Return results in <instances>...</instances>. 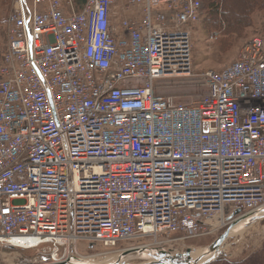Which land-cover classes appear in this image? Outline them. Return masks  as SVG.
I'll list each match as a JSON object with an SVG mask.
<instances>
[{"label":"built area","instance_id":"2783aa9c","mask_svg":"<svg viewBox=\"0 0 264 264\" xmlns=\"http://www.w3.org/2000/svg\"><path fill=\"white\" fill-rule=\"evenodd\" d=\"M201 15L200 0L15 1L0 60V246L52 264L78 242L158 246L264 208V34L203 73L199 102L156 90L189 76Z\"/></svg>","mask_w":264,"mask_h":264},{"label":"rangeland","instance_id":"374dc122","mask_svg":"<svg viewBox=\"0 0 264 264\" xmlns=\"http://www.w3.org/2000/svg\"><path fill=\"white\" fill-rule=\"evenodd\" d=\"M16 0L2 1L0 4V57L6 45L5 19L10 13ZM223 2L226 0H222ZM203 16L201 21L192 30V70L189 76L165 78L157 83V93L164 97H171L174 103L190 105L199 102L207 93L205 81L202 77L207 70H219L232 62L238 55L241 47L252 36L264 34V0L250 15L246 27H230L225 23H216L215 29L209 26L210 11L201 1ZM225 5V4H223ZM234 8V7H233ZM225 10L224 8H222ZM236 12V11H235ZM130 16V14H128ZM237 19H239L237 17ZM212 37V38H211ZM225 228L219 229L208 237H198L183 241H169L162 245L170 248L173 253H184L187 249H201L208 247L218 238ZM179 234L169 235V239ZM166 240L165 237H161ZM139 241H129L106 249L101 245H94L89 249L85 244H78L76 251L80 255L93 257L95 262L104 263L119 250L139 244ZM116 251V253H113ZM107 252V255L104 254ZM108 252H112L108 254ZM258 255L264 261V220L244 228L229 238L221 248V255L210 264H243L248 258ZM36 253L0 247V264H34ZM132 264H142L141 260H134Z\"/></svg>","mask_w":264,"mask_h":264},{"label":"water","instance_id":"95a60500","mask_svg":"<svg viewBox=\"0 0 264 264\" xmlns=\"http://www.w3.org/2000/svg\"><path fill=\"white\" fill-rule=\"evenodd\" d=\"M239 214V211H235L230 218L235 217ZM245 219L247 226L257 220H263L264 219V209H261L259 211H256L249 216L242 217L240 219H237L235 222H233L231 225L228 226V228L216 239L214 240L208 247H206V253L204 255L192 258L191 252L193 250L187 249L184 253H173L171 250H166L161 247L159 248H144V249H132L126 252L121 253L116 261L109 263V264H131L129 263L132 260H141L142 264H210L217 260L219 256L221 255V248L223 244L229 239L232 238L233 235H231V230L233 226H235L239 221ZM145 252L146 257L143 259H138V257H132L130 259H126L129 256L132 255H138L139 253ZM211 255L209 259L203 260L206 256ZM75 260H81L76 259L72 255L68 257V259L64 263L59 264H99V263H85V262H79L75 263Z\"/></svg>","mask_w":264,"mask_h":264},{"label":"trees","instance_id":"16d2710c","mask_svg":"<svg viewBox=\"0 0 264 264\" xmlns=\"http://www.w3.org/2000/svg\"><path fill=\"white\" fill-rule=\"evenodd\" d=\"M2 1L8 2V0H0V4ZM80 1L83 2V0ZM200 1H203L207 5L210 11L208 24L215 29V24L217 22L225 23L230 27L238 26V24H242L240 27L248 26L250 15L263 0H226L224 2L222 0ZM237 17L239 19H237ZM243 264H264V261L258 257V255H255L248 258Z\"/></svg>","mask_w":264,"mask_h":264},{"label":"bare ground","instance_id":"6f19581e","mask_svg":"<svg viewBox=\"0 0 264 264\" xmlns=\"http://www.w3.org/2000/svg\"><path fill=\"white\" fill-rule=\"evenodd\" d=\"M215 221H217V219H215ZM247 227V223H246V220L243 219L241 221H239L235 226H233L232 230H231V235H235L237 233H240L244 228ZM206 253V249L205 248H201V249H197V250H193L191 252V257L192 258H195V257H198V256H201V255H204ZM147 255L145 252H142V253H139L138 255H132V256H129L127 257L126 259H130L132 257H138V259H143L145 258ZM211 257V255L209 256H206L203 260H206V259H209ZM111 260V259H110ZM94 261L93 260V257H87V258H81V260H75L74 262L76 263H79V262H85V263H90Z\"/></svg>","mask_w":264,"mask_h":264},{"label":"crops","instance_id":"0c3cea01","mask_svg":"<svg viewBox=\"0 0 264 264\" xmlns=\"http://www.w3.org/2000/svg\"><path fill=\"white\" fill-rule=\"evenodd\" d=\"M78 2L80 3L81 1H80V0H78Z\"/></svg>","mask_w":264,"mask_h":264}]
</instances>
